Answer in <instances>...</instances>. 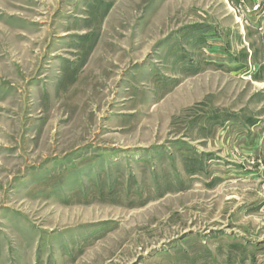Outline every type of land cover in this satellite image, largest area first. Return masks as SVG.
Returning <instances> with one entry per match:
<instances>
[{
	"label": "rangeland",
	"instance_id": "374dc122",
	"mask_svg": "<svg viewBox=\"0 0 264 264\" xmlns=\"http://www.w3.org/2000/svg\"><path fill=\"white\" fill-rule=\"evenodd\" d=\"M0 264H264V0H0Z\"/></svg>",
	"mask_w": 264,
	"mask_h": 264
}]
</instances>
